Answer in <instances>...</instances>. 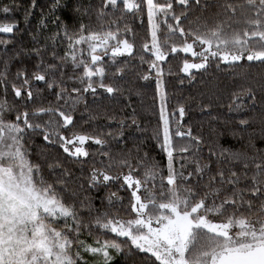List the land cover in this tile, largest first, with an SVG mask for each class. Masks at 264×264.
<instances>
[{
  "label": "snow or ice",
  "instance_id": "6c2138e0",
  "mask_svg": "<svg viewBox=\"0 0 264 264\" xmlns=\"http://www.w3.org/2000/svg\"><path fill=\"white\" fill-rule=\"evenodd\" d=\"M19 7L0 0V264H264V144L244 136L258 123L264 138V0H51L31 48L16 46ZM173 69L181 85L212 75V90L173 103ZM82 158L77 175L65 160Z\"/></svg>",
  "mask_w": 264,
  "mask_h": 264
},
{
  "label": "trees",
  "instance_id": "16d2710c",
  "mask_svg": "<svg viewBox=\"0 0 264 264\" xmlns=\"http://www.w3.org/2000/svg\"><path fill=\"white\" fill-rule=\"evenodd\" d=\"M5 3H15L17 5H19V9L15 12V19L19 21V29H25V31L22 34H19V29L18 31V35L15 37L16 41H17V45L19 46L21 43L23 44L24 47L27 48H31L33 47V43L29 37V31L34 32L36 30V25L37 22L40 19V8L43 7L45 8V10H47V6L48 4L51 3V0H38V4L37 7L34 11V14L29 18L30 23L26 26L24 23V8H26L29 3L30 0H4ZM179 11V10H178ZM59 14V13H58ZM3 16L2 14H0V20H3ZM49 28L51 29V25H49ZM54 30V29H53ZM137 31H140L139 29H137ZM3 35V34H0ZM44 35H47V33H44L41 36L40 39V43H44ZM9 49L11 50L14 46L9 45L8 46ZM183 55V54H182ZM123 61H121L122 63ZM25 63L28 65L29 71L31 72L33 70V65L35 63V58H32L30 60H25ZM19 65L17 63H13L11 65V72L15 73L17 67ZM114 70V69H113ZM262 69L257 65L254 66L251 69L252 73H258L260 72ZM228 71L225 67H222L219 70V73L221 75H219V79H224L225 77L222 75V73ZM176 70L173 69V75L169 76L166 73V79L168 81V88L167 91L168 93L172 96V102L175 103L177 98H183V97H188V96H196L198 92L200 91H211L213 88V81H212V75H217V70L215 69V67L213 66L212 69H210V73H212V75H208L206 77H204V83H201V74H197L196 75V80L193 83H189V81L185 80L184 84H180L179 83V77L175 75ZM182 75V74H180ZM34 87H39V88H43L44 85L43 84H38L35 85ZM153 89H154V83L152 85L151 88L147 89V95L144 97H134V102L137 106H139L141 103H143L145 106H150L153 102ZM182 94V95H181ZM45 96H47V99L49 100H54V97L52 96H48L47 93H45ZM205 102H207V100L205 99ZM103 103L107 104L109 103L107 100H104ZM227 100L223 101L224 104V108H223V112L227 113V118L232 121L233 124H235V122L240 118L241 114L238 113H229L228 112V108H227ZM34 105H29V107H33ZM35 106H39V101H37V105ZM43 106H47L46 104ZM193 106H194V102H193ZM117 107H123V104H119L117 105ZM216 113L213 112L212 115H215ZM146 115H148L150 117V113H147ZM75 118H76V122H77V126L83 125V129L85 131H90L94 128L97 127L96 124H85V121L89 120V116L84 114V109L82 107H78V110L75 113ZM189 119L193 120L196 130H200V126H201V122H203V131L205 132V134H207L208 129H209V120L210 117L208 115H204L201 116L199 114V110L195 111V114L193 116H190ZM100 124H103L105 121L104 119H100ZM151 125L154 126L155 125V120H151ZM113 128H115V125H112ZM105 132L108 130L107 128L103 129ZM151 127H148V134H151ZM252 134V138L255 140V143L257 144V146H261L262 144H264V138H262L261 136V132H260V126L258 123H253L251 125L250 128H248L247 130H244V136H245V141L249 138V134ZM245 141H239L237 139H234L231 135H225V137L220 141L221 144L224 145H228L231 146L234 149H240L243 144L245 143ZM30 143H33L35 145H41L42 141L40 138H34V140L30 141ZM96 147L97 146H93L91 147L89 150L91 152H95L96 151ZM148 148H154V144L152 142H149L147 145ZM52 153L53 156L59 155L60 153H62V149L54 148V149H49ZM32 156L31 159L33 160V162H37V156L39 155V148L33 147L30 149ZM159 149L158 148H154V151L152 152V155L156 156L157 159H159ZM205 154L207 153V148L204 149ZM67 154H63L62 156H60L61 160H64ZM65 163H67L69 166L73 167V171H75L77 173V175H79V170L81 168V164H83V168L85 169V171L92 165V160L89 158H82L81 160H77L74 162H69L65 160ZM46 167V165H45ZM118 188V185H113L111 188L109 189H104L101 190V192L99 193H91V195H93L96 198V203L97 205H99V196L100 195H104L105 192L107 191H116ZM118 196L121 197H126L127 193H125L124 191H119L118 192ZM125 203H127V200L125 199ZM117 207H119V205H117ZM114 235V234H113ZM83 238V237H81ZM111 264H123V257L122 255H116L115 259L111 262Z\"/></svg>",
  "mask_w": 264,
  "mask_h": 264
}]
</instances>
